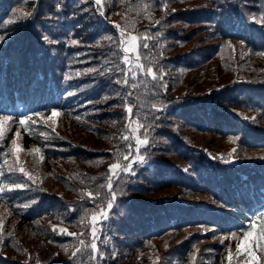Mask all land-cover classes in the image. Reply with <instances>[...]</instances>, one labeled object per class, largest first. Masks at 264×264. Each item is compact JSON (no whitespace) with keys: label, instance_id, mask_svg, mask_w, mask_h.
I'll use <instances>...</instances> for the list:
<instances>
[{"label":"trees","instance_id":"1","mask_svg":"<svg viewBox=\"0 0 264 264\" xmlns=\"http://www.w3.org/2000/svg\"><path fill=\"white\" fill-rule=\"evenodd\" d=\"M122 31L156 80L126 71ZM0 35V264H250L235 236L264 206V0H0ZM137 155L107 209L110 164Z\"/></svg>","mask_w":264,"mask_h":264},{"label":"snow or ice","instance_id":"2","mask_svg":"<svg viewBox=\"0 0 264 264\" xmlns=\"http://www.w3.org/2000/svg\"><path fill=\"white\" fill-rule=\"evenodd\" d=\"M94 3L96 5H101L102 3V0H94ZM16 9H13L12 12H13V15L15 16L16 15ZM32 15V13H23L22 16L23 18H28ZM15 21H13L14 23ZM159 23V21H158ZM125 36V33L124 32H121V37L123 38ZM6 37L3 36V35H0V42H3L4 39ZM45 39H47V37H45ZM147 39V38H145ZM130 40H131V44H129L128 46L124 47L123 48V52L125 54H127L130 50L136 48V42L138 40V37L136 36H132L130 37ZM123 43L125 44H128V41L127 40H123L122 41ZM73 43H76V41H73ZM145 47H147V44L144 45ZM124 62L125 63H128V57L127 55L124 56ZM137 67L140 69L141 72H143L145 75L149 76L152 80H156L157 79V76L154 72V69L152 67H147L145 69L144 65L143 64H137ZM90 71H92L90 69ZM136 75V74H134ZM128 81L127 79L124 80V84L127 85ZM133 87H135V85H133ZM126 111L128 113H132L133 109L131 107H127L126 108ZM39 115V114H37ZM53 115L55 116L56 113L53 112ZM12 119L11 116H6V115H0V138L3 137V125H4V122L5 121H10ZM255 119V118H253ZM30 120L29 117L25 116L23 119L20 120V124L21 125H25L26 127L28 126V121ZM17 135H19V133H17ZM145 135V138L144 139H137L136 141V144H137V152L140 151V146H146L149 141L147 139V131H145L144 133ZM15 143V142H13ZM16 150H19V146H16ZM37 151H39L37 149ZM235 151V149L233 150V152ZM222 158V157H221ZM123 159L125 161H127V163L121 165V164H112L110 165L109 169H108V172H109V177H108V184H107V190L108 192L110 193L111 195V199L108 201V204H107V209L111 210L114 206V201L116 200V193L112 190L113 189V178L115 179H119L120 175L122 173H130L132 174V168L134 166L135 163H145V158L143 156H139L137 155V157L135 159H132L131 157L129 156H124ZM13 169L10 167L9 168V172H12ZM20 172L24 173V169L23 168H20L19 169ZM25 175H28L27 173H24ZM0 175H3L2 172H0ZM29 179H31V176H29ZM16 187H22V185H16ZM0 191H4V189L0 188ZM88 196L90 199H95L96 197L93 196L92 193H88ZM108 218V215H107V212H105L104 210H101L100 214H99V217H97L96 215H93L92 217V224H93V227L91 229V234L93 237L96 236V232H97V229L95 227L96 224H98L100 222V220L102 219H107ZM253 228H255V225H253ZM61 232H64L65 230L64 229H60ZM71 235H75L73 233H69ZM233 236H235V233H233ZM256 241H264V222L261 223V227L260 229L257 231L256 234H254L253 231H248L245 236H244V239L241 243H238L237 244V252L238 254L240 253H243V254H246L247 256H249L251 258V261H250V264H260V260L257 258L254 250H253V247H252V244ZM81 243L83 244V241H81ZM80 252V249H77L76 251L73 252V256H76L78 253ZM91 252L93 254V258H98L99 256L102 255V253L100 252L98 246L96 243H92L91 244ZM228 260L229 262H231L232 260V255L231 253H229L228 255Z\"/></svg>","mask_w":264,"mask_h":264},{"label":"rangeland","instance_id":"3","mask_svg":"<svg viewBox=\"0 0 264 264\" xmlns=\"http://www.w3.org/2000/svg\"><path fill=\"white\" fill-rule=\"evenodd\" d=\"M124 33H125V36L122 38V41L127 40L128 44H125L122 42V48H124V47H126L132 43L130 40V37H132V36L137 37V35L133 32H124ZM136 45H137L136 48L130 50L127 54L124 53V56L127 55V57H128V63H126L127 70L135 72V73L140 71V69L137 67V64H141L140 57L138 54V40L136 42ZM135 135H136V133H135Z\"/></svg>","mask_w":264,"mask_h":264}]
</instances>
